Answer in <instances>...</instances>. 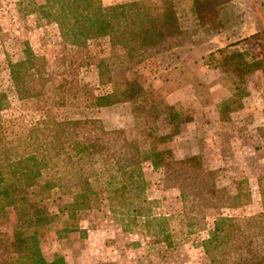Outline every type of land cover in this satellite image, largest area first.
<instances>
[{
	"label": "rangeland",
	"instance_id": "374dc122",
	"mask_svg": "<svg viewBox=\"0 0 264 264\" xmlns=\"http://www.w3.org/2000/svg\"><path fill=\"white\" fill-rule=\"evenodd\" d=\"M101 1L107 6L142 0ZM171 1L187 39L182 48L134 66L139 85L152 91L160 104L156 111L147 109L151 120L143 122L156 134H168L166 143L156 146L170 150L174 160L196 157L218 188L230 196L250 195V201L243 197V207L223 209V216H254L262 211L264 194V0H210L212 8L201 6V14L194 0ZM48 2L0 0V93L10 105L4 119H97L107 129L135 132L141 115L131 105L92 104L109 89L98 69L102 59H110L108 40H91L82 48L66 43ZM26 44L45 60L50 81L45 97L22 103L16 99L9 63L24 59ZM166 106L175 108L179 119L190 120L174 136L169 135L172 128L166 131ZM142 167L147 197L155 202L153 215L165 222H153L147 231L140 219L134 224L117 220L103 201L78 213L77 231L57 235L65 225L63 216L55 220L43 244L46 259L60 264H210L202 249L208 227L190 228L184 215L188 206H183L178 189L149 163ZM71 202L70 196L58 194L47 206L56 212ZM15 223L11 209L0 219V264L15 258L8 241Z\"/></svg>",
	"mask_w": 264,
	"mask_h": 264
},
{
	"label": "trees",
	"instance_id": "16d2710c",
	"mask_svg": "<svg viewBox=\"0 0 264 264\" xmlns=\"http://www.w3.org/2000/svg\"><path fill=\"white\" fill-rule=\"evenodd\" d=\"M206 2L194 0L198 14L201 6L212 8V1ZM46 8L66 43L82 48L91 40L109 42L110 59H102L98 66L109 89L92 100L93 106L129 104L141 118L135 132L107 129L97 119L57 120L49 115L7 122L3 112L10 105L0 93V219H6L11 209L16 220L8 238L15 258L1 264H60L57 259L48 261L43 252L55 220L63 216L65 225L57 235L77 231L78 213L91 211L103 201L117 220L126 218L134 224L140 219L147 231L151 223L165 222L153 215L155 202L147 197L145 163L178 189L183 206H188L184 215L190 228L208 227L202 249L210 264H264V194L260 213L242 219L223 216V209L243 207V197L250 201V195L230 196L218 188L196 157L174 160L170 150L156 146L166 143L168 134H156L146 124L151 120L147 109L156 111L160 104L152 91L139 85L134 66L184 45L187 33L173 2L142 0L105 6L101 0H49ZM22 53L24 59L9 63V73L16 99L23 103L45 97L50 80L42 57L28 44ZM165 110L166 131L172 128L169 135H177L190 120L179 119L172 106ZM58 194L70 196L72 202L54 212L47 203Z\"/></svg>",
	"mask_w": 264,
	"mask_h": 264
},
{
	"label": "crops",
	"instance_id": "0c3cea01",
	"mask_svg": "<svg viewBox=\"0 0 264 264\" xmlns=\"http://www.w3.org/2000/svg\"><path fill=\"white\" fill-rule=\"evenodd\" d=\"M103 3V2H102ZM104 4V3H103ZM105 5V4H104ZM110 5H117V4H114V3H112V4H109V5H107V6H110Z\"/></svg>",
	"mask_w": 264,
	"mask_h": 264
}]
</instances>
